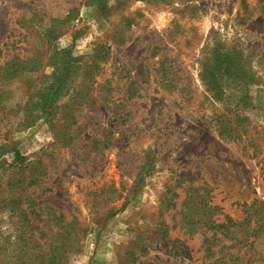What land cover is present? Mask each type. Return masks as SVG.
Segmentation results:
<instances>
[{
    "label": "rangeland",
    "instance_id": "rangeland-1",
    "mask_svg": "<svg viewBox=\"0 0 264 264\" xmlns=\"http://www.w3.org/2000/svg\"><path fill=\"white\" fill-rule=\"evenodd\" d=\"M74 222L64 264H264V0H0V264Z\"/></svg>",
    "mask_w": 264,
    "mask_h": 264
},
{
    "label": "trees",
    "instance_id": "trees-1",
    "mask_svg": "<svg viewBox=\"0 0 264 264\" xmlns=\"http://www.w3.org/2000/svg\"><path fill=\"white\" fill-rule=\"evenodd\" d=\"M37 181L32 178L30 182ZM78 222L71 224H61L57 238H55V245L53 251L43 253V260L40 263L43 264H64V260L68 257L69 253H77L82 251L83 239L80 235L79 228L77 227ZM71 230V231H69ZM85 230L82 231L84 233ZM40 256V255H39Z\"/></svg>",
    "mask_w": 264,
    "mask_h": 264
}]
</instances>
